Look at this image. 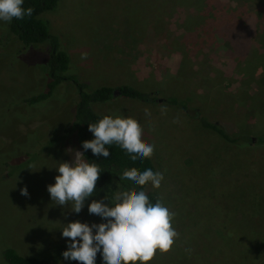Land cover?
Listing matches in <instances>:
<instances>
[{
    "label": "rangeland",
    "instance_id": "1",
    "mask_svg": "<svg viewBox=\"0 0 264 264\" xmlns=\"http://www.w3.org/2000/svg\"><path fill=\"white\" fill-rule=\"evenodd\" d=\"M127 2L56 0L54 8L40 18L69 58L63 74L83 85L85 92L107 86L116 89L121 84L141 92L149 91V100L141 102L123 98L116 90L110 101L93 103L90 108L98 116L135 119L141 128L142 142L153 146L150 159L163 179L159 188L148 186L147 191L157 194L162 205L174 214L171 226L177 237L167 252L157 250L146 264H182L193 253L188 249V241L211 224L209 217L219 204V200H209V188L227 180L231 187L224 193L233 191L237 173L234 165L222 160L219 141L198 131L190 118V109L200 107V115L222 121L221 116H213L212 109H220L222 113L238 105L232 91L239 86L234 81L243 77L240 98L244 100L255 93L263 85L260 75L264 65L252 66L246 75L247 62L234 61L228 53V43L218 38L216 49L206 57H199L200 64L195 66L194 74L183 69L174 76L179 55L141 45L143 41L137 31L128 30ZM137 3L138 0H133L129 7L135 11ZM6 28L7 23H0V164L8 163L7 167L0 165V264H6L2 256L5 248L14 249L24 257H34L42 264H54L45 260L54 245L68 239L60 236L62 224L102 223L98 216L86 211L88 202L101 198L88 197L78 214L71 212L70 203L61 207L49 200L46 186L53 183L58 162H71L73 153L80 151L72 148L77 143L75 137L61 132L73 117L77 90L71 81H63L45 101L27 105L24 99L43 91L50 79L46 68L49 43L24 47L7 35ZM149 31L150 34L152 30ZM245 47L239 45L238 49L244 51ZM212 73L215 78L211 77ZM185 90L190 99L186 114L179 104L164 101L168 93L181 95ZM260 118L251 109L243 113V120L248 123L258 122ZM201 157L202 167L208 165V159L213 160L205 171L197 168ZM22 187L27 189L26 197L20 195ZM197 196L204 201H195ZM200 207L202 225H199ZM216 211L219 214L220 208Z\"/></svg>",
    "mask_w": 264,
    "mask_h": 264
},
{
    "label": "trees",
    "instance_id": "2",
    "mask_svg": "<svg viewBox=\"0 0 264 264\" xmlns=\"http://www.w3.org/2000/svg\"><path fill=\"white\" fill-rule=\"evenodd\" d=\"M131 1L133 0H128L126 4L128 30L137 31L143 41L141 44L143 47L151 46L156 51L161 50L165 53L176 52L179 55V65L174 76L183 69L191 75L194 74L195 66L200 64L199 59L208 56L219 45L218 38L228 43L230 46L228 53L234 61L247 62L248 68L244 70L246 75L251 72L252 66L264 65V0H138L135 11L129 7ZM55 2L56 0H24L22 7H30L31 15L7 23V32L5 31L7 35H11L24 47L49 43L48 47L46 46L48 49L46 68L50 79L46 81L43 91L24 99V102L27 105H34L45 101L51 96L52 89L60 82L71 81L74 84L77 90L74 114L70 124L65 125V128L62 127L61 132L74 136L77 143L72 148L80 150L85 159L99 165L101 173L95 183L92 196L101 199L105 197L109 206H112L115 203L112 199L114 190L130 192L140 190L119 179L123 170L134 169L140 172L145 168L153 171L155 169L150 158L132 164L116 145L106 146L109 150L107 158L94 157L90 150H82L81 142L92 139L91 133L87 131V124L95 123L103 117L95 115L90 105L110 101L115 97L116 90L123 98L147 102L149 91L141 92L121 84L116 89L107 86L87 93L83 85L74 78L65 76L63 73L68 68L69 58L59 49L56 38L49 34L46 22L40 18L41 14L54 8ZM149 29L152 30V34H149ZM243 44L246 47L241 51L238 46ZM211 77L215 78V75L212 73ZM260 78L263 85L244 100L240 98L239 86L245 78L234 81L239 83V86L232 91H235L238 105L222 113L220 109H212L213 116H221L222 121L211 119L205 114L200 115V107L195 106L190 109V118L198 131L204 133L206 137L213 136L219 141L222 160L230 166L234 165L237 173L233 178V184L236 186L233 191L224 193L231 187L227 180L209 188V200H219V204L217 203L218 206L209 217L211 224L199 230L200 234L193 235L188 241V249L193 253L186 257L182 264H264V143L262 142L264 70ZM164 101L179 104L178 107L186 114L190 99L185 90L181 95L173 96L168 93ZM250 109L260 115V121L248 123L243 120L244 111L247 113ZM204 156L209 158V155L204 154ZM203 160L204 158L201 157L200 165H197L201 171H205L213 164L210 158L208 165L202 167ZM5 162L0 165L7 167L8 163ZM147 187L145 186L143 190L149 202L160 201L162 204L161 198L157 194L148 192ZM194 200L204 201L199 196ZM220 200H225L226 203L222 204ZM218 208H220L219 214L216 211ZM201 214L203 211L200 207L199 225H202ZM64 250H66L65 243L54 245L47 253L45 261L59 263L64 260L61 257ZM2 256L6 264H42L40 260L31 256H21L11 248H5ZM66 262L77 264L74 260ZM95 264H102L99 253L96 255ZM137 264L140 262L137 261Z\"/></svg>",
    "mask_w": 264,
    "mask_h": 264
},
{
    "label": "clouds",
    "instance_id": "3",
    "mask_svg": "<svg viewBox=\"0 0 264 264\" xmlns=\"http://www.w3.org/2000/svg\"><path fill=\"white\" fill-rule=\"evenodd\" d=\"M23 4L24 0H0V23L31 15L32 9L22 7ZM87 131L92 139L82 141L80 148L90 150L94 157L107 158L106 146L109 145L118 146L132 164L152 155L153 146L142 142L140 125L131 117L104 115L95 123L87 124ZM55 172L53 183L46 186L49 200L61 207L70 203L71 212L78 214L85 207V200L93 194L101 173L99 165L76 151L71 162H58ZM119 179L140 190H114L112 206L105 197L88 202L87 213L98 216L102 223L72 221L62 224L60 236L68 238L66 250L61 253L65 261L95 264L99 253L102 264H137V261L146 264L157 250L167 252L174 243L177 237L171 226L174 214L160 201L150 203L143 190L145 186L159 188L162 173L150 168L140 172L125 169ZM20 195H28L26 187L20 188Z\"/></svg>",
    "mask_w": 264,
    "mask_h": 264
}]
</instances>
